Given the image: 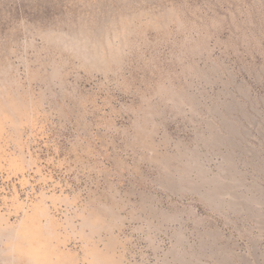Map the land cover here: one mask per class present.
Instances as JSON below:
<instances>
[{
  "label": "rangeland",
  "instance_id": "obj_1",
  "mask_svg": "<svg viewBox=\"0 0 264 264\" xmlns=\"http://www.w3.org/2000/svg\"><path fill=\"white\" fill-rule=\"evenodd\" d=\"M0 264H264V0H0Z\"/></svg>",
  "mask_w": 264,
  "mask_h": 264
}]
</instances>
